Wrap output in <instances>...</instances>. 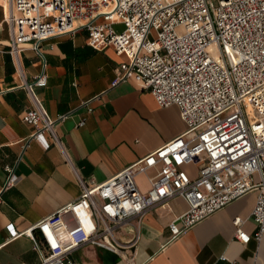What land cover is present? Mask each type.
I'll use <instances>...</instances> for the list:
<instances>
[{
	"label": "built area",
	"instance_id": "built-area-1",
	"mask_svg": "<svg viewBox=\"0 0 264 264\" xmlns=\"http://www.w3.org/2000/svg\"><path fill=\"white\" fill-rule=\"evenodd\" d=\"M6 1L8 52L30 101L21 119L33 127L23 150L31 141L45 150L60 147L56 124L66 115L48 114L36 91L47 84L45 64L27 80L20 53L26 45L39 52L44 40L79 29L93 49L111 47L125 56L112 85L139 77L158 106L176 105L185 123L181 134L103 182L77 175L80 195L19 233L33 241L37 264H76L72 254L86 244L117 252L122 244L115 234L132 219L135 247L143 215L174 198L188 205L168 224L177 237L256 191L250 215L256 231L251 236L238 227L235 238L243 244L264 238V0ZM5 171L0 196L17 180L13 167ZM138 174H148L145 192L136 184Z\"/></svg>",
	"mask_w": 264,
	"mask_h": 264
},
{
	"label": "crops",
	"instance_id": "crops-1",
	"mask_svg": "<svg viewBox=\"0 0 264 264\" xmlns=\"http://www.w3.org/2000/svg\"><path fill=\"white\" fill-rule=\"evenodd\" d=\"M4 4L6 0H0V188L6 166L13 167L17 180L0 196V264H37L40 254L33 241L19 233L77 198V175L103 182L181 134L185 123L176 105L158 106L139 77L112 85L125 56L111 47L93 49L87 32L79 29L44 40L39 52L26 45L20 53L27 80L45 64L47 84L36 91L48 114L66 115L56 124L60 147L51 144L45 150L31 141L23 150L33 131L21 119L30 101L8 52ZM186 170L194 174L190 165ZM147 176H135L143 192L149 188ZM256 194L235 199L177 237L168 224L188 205L182 198L171 199L143 215L135 247L130 246L136 225L132 219L115 234L122 244L119 251L86 244L72 258L76 264H264V238L251 237L246 244L235 238L238 227L251 236L256 231L250 217ZM237 217L239 226L233 222ZM9 224L17 232L14 237Z\"/></svg>",
	"mask_w": 264,
	"mask_h": 264
},
{
	"label": "rangeland",
	"instance_id": "rangeland-1",
	"mask_svg": "<svg viewBox=\"0 0 264 264\" xmlns=\"http://www.w3.org/2000/svg\"><path fill=\"white\" fill-rule=\"evenodd\" d=\"M115 29H117L118 31L122 30L123 29V25L121 24H118V25H115ZM243 108L247 111V113L250 114V116L253 118L256 116L255 112L253 111L250 103H249V100L248 99H245L244 102H243ZM190 167L192 168H195L194 166L190 165ZM189 173V172H188Z\"/></svg>",
	"mask_w": 264,
	"mask_h": 264
},
{
	"label": "bare ground",
	"instance_id": "bare-ground-1",
	"mask_svg": "<svg viewBox=\"0 0 264 264\" xmlns=\"http://www.w3.org/2000/svg\"><path fill=\"white\" fill-rule=\"evenodd\" d=\"M7 2V1H6ZM7 4V3H6Z\"/></svg>",
	"mask_w": 264,
	"mask_h": 264
}]
</instances>
